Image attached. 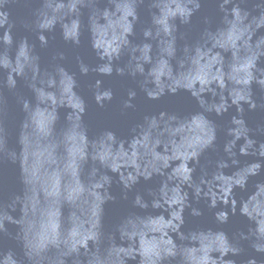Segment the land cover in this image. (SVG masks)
I'll return each instance as SVG.
<instances>
[{"label":"clouds","instance_id":"obj_1","mask_svg":"<svg viewBox=\"0 0 264 264\" xmlns=\"http://www.w3.org/2000/svg\"><path fill=\"white\" fill-rule=\"evenodd\" d=\"M203 2L0 0V159L18 164L22 186L7 199L0 192V237L20 248L0 246V264H237L231 257L245 252L243 242L264 257V180L250 188L253 178L264 175V140L255 138L264 135V126L253 129L245 119V105L264 109L254 94V86L264 91V0H215L219 23L205 17L191 40L181 27L191 28ZM21 4L37 6L29 19L18 21L14 11ZM143 6L150 23L137 39ZM18 23L36 35L40 48L49 47V34L57 29L77 48L87 32L98 62L88 64L79 55L76 62L79 75L97 77L89 88L100 108L115 95L101 77L114 75L136 84L121 98L122 113L136 108L137 89L152 101L188 93L198 107L185 114H144L124 135L111 128L91 131L77 72L61 63L64 52L42 65L36 44L27 36L16 39ZM20 82L31 96L18 90ZM5 90L23 113L19 152L9 146ZM233 108L221 129L211 117ZM62 112L68 131L56 143L67 153L61 164L51 153L43 158L40 142L53 135ZM220 130L226 136L222 148ZM210 150L216 159L207 158ZM154 178L155 188L137 190L142 180ZM114 184L130 210L109 227L106 205L116 200ZM237 189L247 195L238 198ZM201 202L217 225L241 216L247 230L229 236L219 227L186 229L187 210L192 217L204 215L196 206ZM65 205L71 209L67 226ZM242 264H264V258L250 256Z\"/></svg>","mask_w":264,"mask_h":264},{"label":"water","instance_id":"obj_2","mask_svg":"<svg viewBox=\"0 0 264 264\" xmlns=\"http://www.w3.org/2000/svg\"><path fill=\"white\" fill-rule=\"evenodd\" d=\"M36 4L30 6L21 4L18 6L14 15L19 20H27L30 18L32 8L36 7ZM103 6V5H102ZM251 7V3L249 4ZM141 24L137 26V39L140 38V29L150 23V13L146 6H143L140 10ZM205 17L210 18L213 21V25L219 23L220 14L217 11V5L215 0H204L202 4V9L193 17V24L190 29H185L181 27V31L187 30L189 33V38L194 40L197 38L199 31L204 27L203 20ZM84 21L87 23V11L85 10ZM27 36L29 40L36 44L37 52L41 56L42 65H47L54 54L57 52H64L66 59L61 61L70 71L77 72V78L79 81V93L86 99L88 104L87 114L85 116V122L88 124L91 131H96L100 128H111L117 132L118 135L127 134L129 128L132 124L140 121L144 114L158 113L159 111L166 110L169 112H176L179 114H185L197 109L196 101L188 94L181 92L177 95H167L162 97L160 100L152 101L148 100L143 93L138 91V97L134 101L136 104L135 109H128L125 112H121V98H126V91L130 87H136V84L128 77H101L104 81V87H111L114 90V99L112 102L108 103L105 108H100L92 97L91 90L89 88L90 84L95 82L97 78L95 74H89L88 76L79 75L78 65L76 62V57L79 55L84 58L85 62L91 65H95L98 61L95 57L94 52L91 50L88 43V34L85 31L82 36V43L77 47L66 44L60 35V30L53 34H49L50 44L48 48H40L39 41L34 33L26 30L22 24L18 23L17 29L15 30L16 39ZM54 37V38H53ZM25 96H31L30 91L24 86L23 82H20L19 89ZM254 94L258 103H264V91L254 86ZM5 95L7 98V118L6 126L9 130V146L19 152L20 145L17 143V127L19 122L23 118V113L21 112L19 106L16 104L15 97L5 90ZM246 113L245 119L249 127L256 129L257 126H264V109L257 108L256 110H247V105H245ZM235 114V109H231L229 113L225 114L223 117H216L213 115L211 118L214 119L221 129L226 128L231 115ZM68 131V125L63 119V112L61 113V119H59L55 126L53 127V135L46 138L40 142V149L44 152V159L47 160L49 153L54 157L59 163H63L64 158L67 153L65 151V146L59 144L56 146L58 140H60L63 135ZM258 140H264V135L257 133L255 136ZM226 139L223 130L218 131V145L222 148L223 143ZM207 158L216 159L217 154L211 150L207 153ZM250 159V158H241ZM204 158H202V163ZM46 167L55 168V165H45ZM19 167L13 165L6 160L0 159V192H2L3 198L7 199V196L12 192L22 191V186L18 181ZM256 180H264V175L260 177L253 178L250 181L251 184ZM159 183V178H154L152 181L144 182L143 180L139 185H137V190L146 193L148 188H155ZM237 197L246 196L247 193L242 192L237 189ZM113 195L116 196L114 202H109L106 205V225L111 226L116 223L121 216L126 214L130 210V202L125 201L122 198L121 188L114 184L112 188ZM130 197L134 194L130 193ZM147 198V197H146ZM204 211L202 217L196 218L190 215V209L186 211V229L193 228L196 225L211 226L223 228L228 232L229 236L233 233L240 231L241 229L247 230V221L241 216L231 217L230 222L226 225H217L214 220L213 212H210L207 206L201 202L199 205ZM71 209L65 205L62 208V220L64 226H67V217L70 214ZM10 231H15L14 226L9 225ZM0 246L4 248H14L18 253H20V248L17 246L16 242L9 237H0ZM245 252L239 257H231L237 260V264H242V261L248 259L250 256H256L258 259L264 258L260 254L254 252L247 242H243Z\"/></svg>","mask_w":264,"mask_h":264}]
</instances>
